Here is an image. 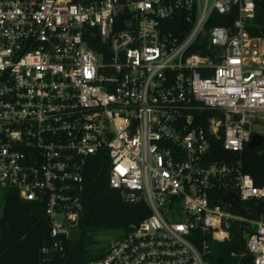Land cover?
<instances>
[{
  "label": "built area",
  "instance_id": "obj_1",
  "mask_svg": "<svg viewBox=\"0 0 264 264\" xmlns=\"http://www.w3.org/2000/svg\"><path fill=\"white\" fill-rule=\"evenodd\" d=\"M228 4L231 26L206 29ZM252 16L253 0H0V191L42 207L43 260L70 228L79 237L98 160L119 200L147 215L88 264H204L207 242L228 241L233 224L264 264V213L232 212L264 187L207 156L211 139L230 152L252 135L264 142V36L249 35Z\"/></svg>",
  "mask_w": 264,
  "mask_h": 264
},
{
  "label": "trees",
  "instance_id": "obj_2",
  "mask_svg": "<svg viewBox=\"0 0 264 264\" xmlns=\"http://www.w3.org/2000/svg\"><path fill=\"white\" fill-rule=\"evenodd\" d=\"M236 18V9L228 4L225 13H212L205 25L230 27ZM246 29L251 36H264V0H253V16ZM93 50L98 49L92 43ZM191 51H194L192 49ZM210 112H203L208 118ZM204 122V123H203ZM200 123L204 126L205 120ZM208 160L237 163L240 172L247 175L256 187H264V142L254 148L244 145L239 152L223 149L221 139L209 141ZM107 162L95 160L85 174L83 209L78 222L79 237L76 241L65 240L63 251L43 260L40 248L49 241L48 221L40 205L21 200L16 192L2 191V213L0 217V264H88L102 255L103 248L96 251L94 237L102 232L115 231L120 234L137 224L147 209L143 204H124L116 192L107 185ZM220 196L213 202L220 204ZM232 212L248 219L264 213V198L237 201ZM229 240L221 243L207 242L208 254L204 264H252L245 252L242 228L233 224L229 229Z\"/></svg>",
  "mask_w": 264,
  "mask_h": 264
},
{
  "label": "water",
  "instance_id": "obj_3",
  "mask_svg": "<svg viewBox=\"0 0 264 264\" xmlns=\"http://www.w3.org/2000/svg\"><path fill=\"white\" fill-rule=\"evenodd\" d=\"M261 143V137L258 135H252L249 139V141L246 144V147L248 148H254L259 146ZM235 197L230 194V193H226L221 202L225 203V204H229L231 207L234 206L235 203ZM68 239L70 241H76L78 239V230L76 227H72L70 228V234L68 235Z\"/></svg>",
  "mask_w": 264,
  "mask_h": 264
},
{
  "label": "rangeland",
  "instance_id": "obj_4",
  "mask_svg": "<svg viewBox=\"0 0 264 264\" xmlns=\"http://www.w3.org/2000/svg\"><path fill=\"white\" fill-rule=\"evenodd\" d=\"M2 191H0V217L2 213ZM120 236L119 232L115 231H107V232H102L98 234L97 236L94 237L95 246L93 247V250L96 251L99 248L105 249L110 243L118 239Z\"/></svg>",
  "mask_w": 264,
  "mask_h": 264
}]
</instances>
